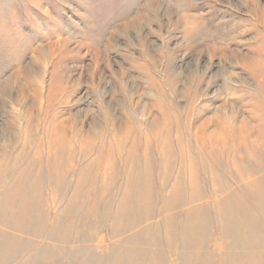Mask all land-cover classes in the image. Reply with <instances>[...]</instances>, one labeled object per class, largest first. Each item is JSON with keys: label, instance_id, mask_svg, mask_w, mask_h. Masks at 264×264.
Returning <instances> with one entry per match:
<instances>
[{"label": "rangeland", "instance_id": "374dc122", "mask_svg": "<svg viewBox=\"0 0 264 264\" xmlns=\"http://www.w3.org/2000/svg\"><path fill=\"white\" fill-rule=\"evenodd\" d=\"M0 264H264V0H0Z\"/></svg>", "mask_w": 264, "mask_h": 264}, {"label": "bare ground", "instance_id": "6f19581e", "mask_svg": "<svg viewBox=\"0 0 264 264\" xmlns=\"http://www.w3.org/2000/svg\"><path fill=\"white\" fill-rule=\"evenodd\" d=\"M106 165V164H105Z\"/></svg>", "mask_w": 264, "mask_h": 264}]
</instances>
